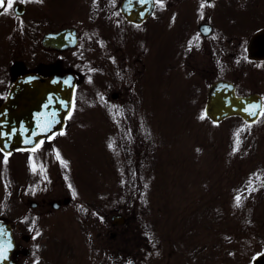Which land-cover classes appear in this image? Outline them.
Instances as JSON below:
<instances>
[{"label": "rangeland", "instance_id": "rangeland-1", "mask_svg": "<svg viewBox=\"0 0 264 264\" xmlns=\"http://www.w3.org/2000/svg\"><path fill=\"white\" fill-rule=\"evenodd\" d=\"M248 1L258 3L263 25L264 0L239 3ZM46 9L47 17L58 14L63 23L78 24L81 42L74 71L80 81L69 126L47 143L63 151L48 157L57 162L60 180L41 188L31 182L30 188L49 199L63 188L73 200L45 216L44 232L32 235L38 242L34 254L20 264H250L264 252V116L249 127L236 118L217 125L206 119L208 87L220 75L207 59L203 82L199 75L192 79L187 71L165 66L156 88L152 70L146 78L145 69L144 91L138 85L128 89L136 102L115 118V106L109 112L101 102L108 91V41L114 35L122 39L120 26L108 21L109 14L97 13L92 0H47ZM261 25L251 32L241 25L240 38ZM125 35L133 54L139 38ZM169 44L166 38L161 64ZM228 73L241 93L264 94L263 71L242 67ZM132 82L129 78L121 86ZM66 156L72 162L71 178L60 168ZM42 172L50 178L47 169ZM112 214L124 215L128 224L112 227ZM103 226L104 234L99 232Z\"/></svg>", "mask_w": 264, "mask_h": 264}, {"label": "flooded vegetation", "instance_id": "flooded-vegetation-1", "mask_svg": "<svg viewBox=\"0 0 264 264\" xmlns=\"http://www.w3.org/2000/svg\"><path fill=\"white\" fill-rule=\"evenodd\" d=\"M154 1L151 16L141 24H136L129 22L123 13L124 0H115V3L112 0H92L97 13L109 14L108 21L113 19L120 26L118 33L122 39L114 35L108 41L109 54H105L104 60L108 91L101 102L109 112L115 106V118L123 117L127 107L136 102L128 94V89L132 90L138 85L141 93L144 91L143 82H146L149 69L152 70L155 81L153 87L156 88L159 70L165 66L177 73L187 71L193 75L190 76L192 79L199 75V82H203L207 59L213 67L219 68L216 72L224 76L229 74V70L242 67L257 68L264 72V59L251 58L248 49L252 36L264 30V24L261 25L263 20L257 12V2L164 0L165 6L161 7L157 0ZM46 5L47 0H13V8L8 13H3V7H0V109L7 102L14 85L27 75L47 77L58 72H71L80 78V74L74 71L81 42L78 24L63 23L58 14L47 17ZM241 25H246V32H251L255 25L261 26L245 39L239 36ZM126 27L130 28L128 32ZM64 30H70L64 39L53 37ZM72 30H76L78 36V43L74 47L70 44L73 40ZM124 35L127 40L139 38L133 54H129L130 48L127 47ZM166 38L170 41L169 53L166 61H161V64L160 56H163V42ZM69 55L73 60L66 61ZM145 57L149 60L148 67ZM129 78L133 81L132 85L122 88V83ZM136 80L138 82L134 83ZM237 91L241 93L240 88ZM256 93L264 98L262 92ZM77 101L74 97L72 112L76 111ZM57 135L54 134L38 147L0 151V220L11 226L15 237L12 259L16 264H20L21 258H29L34 254L32 246L38 242L32 235L44 232L45 216L66 208L73 200L71 193L68 190L64 192L63 188L61 195L54 199L44 196L40 189L30 188L31 182L41 188L42 184L46 187V183L54 184L60 180L55 169L57 162L48 157L54 154L59 157L63 151L54 145H47ZM6 153H10L7 163L4 160ZM67 153L72 155L69 150ZM66 161L60 163V168H66L67 172L63 174L71 178L68 169H72V162L67 156ZM43 169H47L50 178L38 174L43 173ZM55 187L60 188L58 185ZM32 194L37 197L31 199ZM105 226L99 231L102 234L107 231ZM16 235H20V238H16Z\"/></svg>", "mask_w": 264, "mask_h": 264}, {"label": "water", "instance_id": "water-1", "mask_svg": "<svg viewBox=\"0 0 264 264\" xmlns=\"http://www.w3.org/2000/svg\"><path fill=\"white\" fill-rule=\"evenodd\" d=\"M153 8V0H125L122 6L126 18L136 23L146 19ZM66 33L67 31H63L57 36L64 39ZM254 48H257L255 53L264 57V31L254 36L251 53ZM75 81L74 75L62 73L47 78L30 75L19 80L0 111V148L7 151L17 147H32L39 140L61 129L72 105ZM28 88L36 94L44 92L45 96L34 103L32 99L27 98L24 91ZM262 109L260 96L256 94L237 96L235 86L230 82L220 81L209 88L206 115L215 123L232 116H241L246 122L253 123L258 120ZM13 129L15 131H12ZM5 132L9 135H2ZM112 220L113 225H121L125 222L123 216H113ZM9 243L11 247H7ZM0 245L6 248L4 259L0 260V264H14L10 259L14 248L11 229L2 222H0ZM252 264H264V253L258 255Z\"/></svg>", "mask_w": 264, "mask_h": 264}, {"label": "snow or ice", "instance_id": "snow-or-ice-1", "mask_svg": "<svg viewBox=\"0 0 264 264\" xmlns=\"http://www.w3.org/2000/svg\"><path fill=\"white\" fill-rule=\"evenodd\" d=\"M39 2H42V0H39ZM113 3H115V0H112ZM157 3L161 6V7H164L165 4H164V0H157ZM5 4H6V7H5ZM0 7H3V13H8L10 9L13 8V0H0ZM201 7H203V4L201 5ZM89 80H91V77H89ZM65 83H68V81H65ZM49 100L51 101V96L49 97ZM63 103V102H62ZM254 114V113H253ZM69 115H71V113H69ZM12 131H15V129H13ZM2 135L4 136H8L9 133L5 132V133H2ZM40 143H43V141H40ZM39 145H37L38 147ZM0 151H3V149H0ZM59 155V153H57ZM10 155V153H6L5 154V157H4V160H5V163H7V156ZM33 171H35V167H33ZM69 187L71 188L72 186L69 185ZM73 194L75 195V190L73 189ZM237 203H239L240 201V197L237 196ZM37 235H39V233H37ZM7 247H11V244L9 243L7 245ZM38 247V245H37ZM5 252H6V248L5 246L3 245H0V260L4 259V256H5ZM34 264H36V262H34ZM129 264H131V262H129Z\"/></svg>", "mask_w": 264, "mask_h": 264}, {"label": "bare ground", "instance_id": "bare-ground-1", "mask_svg": "<svg viewBox=\"0 0 264 264\" xmlns=\"http://www.w3.org/2000/svg\"><path fill=\"white\" fill-rule=\"evenodd\" d=\"M24 91L27 94V98L32 99V102H34V103L35 102H39L45 96V93L44 92L42 94H40V93L36 94L30 88L25 89Z\"/></svg>", "mask_w": 264, "mask_h": 264}]
</instances>
